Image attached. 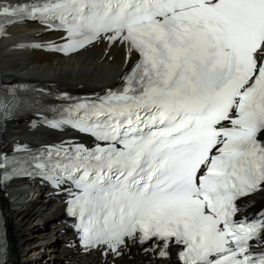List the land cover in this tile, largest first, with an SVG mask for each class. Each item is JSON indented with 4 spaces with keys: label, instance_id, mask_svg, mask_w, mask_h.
Here are the masks:
<instances>
[{
    "label": "snow or ice",
    "instance_id": "1",
    "mask_svg": "<svg viewBox=\"0 0 264 264\" xmlns=\"http://www.w3.org/2000/svg\"><path fill=\"white\" fill-rule=\"evenodd\" d=\"M17 18L63 30L58 52L106 39L138 56L126 86L72 124L104 146L34 165L74 182L68 212L86 247L119 256L151 242L167 257L174 243L183 264H264L249 250L264 212L234 219L264 191V0L0 3V32Z\"/></svg>",
    "mask_w": 264,
    "mask_h": 264
},
{
    "label": "bare ground",
    "instance_id": "2",
    "mask_svg": "<svg viewBox=\"0 0 264 264\" xmlns=\"http://www.w3.org/2000/svg\"><path fill=\"white\" fill-rule=\"evenodd\" d=\"M12 31V30H11ZM27 32L29 30L27 29ZM33 32V29L30 30ZM39 33V30L35 31ZM36 39L42 34H31ZM14 37L2 40L0 56L2 71L9 79L55 80L72 91L77 89H107L119 84L121 77L136 55L130 58L124 46L108 47L101 42L74 56L64 57L53 52L34 51ZM21 44L22 49L13 46ZM46 132L31 131L26 124L11 126L4 137L8 145L30 139L42 141ZM13 187L5 191L8 198L6 215L11 237L12 264H171L172 260L158 259L157 253H141L135 245L120 258L104 256L100 250L86 254L67 245L71 235L65 230L62 207L47 189L34 192ZM49 256H44L48 255Z\"/></svg>",
    "mask_w": 264,
    "mask_h": 264
},
{
    "label": "rangeland",
    "instance_id": "3",
    "mask_svg": "<svg viewBox=\"0 0 264 264\" xmlns=\"http://www.w3.org/2000/svg\"><path fill=\"white\" fill-rule=\"evenodd\" d=\"M44 256H46V257H47V256H49V254H48V255H44Z\"/></svg>",
    "mask_w": 264,
    "mask_h": 264
}]
</instances>
